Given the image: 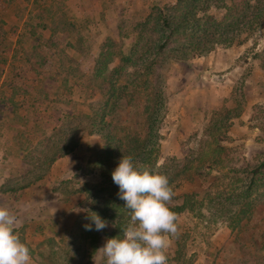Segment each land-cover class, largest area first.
<instances>
[{
    "label": "trees",
    "instance_id": "1",
    "mask_svg": "<svg viewBox=\"0 0 264 264\" xmlns=\"http://www.w3.org/2000/svg\"><path fill=\"white\" fill-rule=\"evenodd\" d=\"M60 11L55 12L59 17ZM38 15L41 16V13ZM67 25L64 28L70 31L69 24ZM40 27L51 30L53 36L59 35L56 32L58 24L53 28L51 24ZM28 30L31 35H35V30ZM262 34L264 0H242L237 3L233 0H176L171 4L153 6L145 18L127 32H123L122 26L118 27L111 37L104 40L101 51L87 68L83 59L84 52H74L76 55L73 56L66 54L68 50L76 48L71 36L62 38L66 42L59 55V69L50 72L47 60L51 55L48 54L47 60L42 61L44 66L42 72L40 71L44 72L47 80H53L56 84L49 83L44 90H37L40 97L33 99L30 106H53L51 117L57 118L58 126L54 127H57V136L50 139L49 136L46 138L45 134H41L42 141L46 143L44 144L35 132L29 134V138L25 139L27 151H20L16 159L27 170L25 177L33 167L40 174L18 187L12 186L10 178L3 179L0 194L9 196L12 206L19 203L18 198L25 197V191L32 183L44 179L57 160L78 148L81 135H96L102 145L86 160L83 169L88 175H98V181L84 184L78 189H74L70 181L58 182L50 190L44 191L46 196L55 198L56 207H47L44 200L43 207L37 204L42 213L49 211L56 217L81 209V234L89 241L92 252L97 250L98 235L94 225L91 231L84 227L91 224V213L98 214L112 227L108 238L122 236V229L130 219L129 210L124 208V201L118 197L119 188L111 177L122 156H131L134 163L148 166L168 177L175 193L169 208L177 217L184 213L194 214L208 224L207 227L217 222H225L232 230L238 229L237 231L244 233L254 249L264 250V155L255 166L238 167L234 149L226 146L234 142L232 138L230 140L227 132L231 122L240 117L241 104L214 112L201 138H195L198 148L190 155L183 159L168 157L160 163L161 130L167 113L166 99L160 87L151 86L155 69L160 65L162 57L168 53L171 44L175 47L170 51L172 62L188 63L194 58L209 55L219 47H241L247 43L248 38H260ZM82 37L87 39L86 35ZM125 39L131 40L128 47L125 46ZM253 53L252 60L258 62L259 69L264 71V48ZM75 57H80L81 61L78 59L76 62ZM21 70L23 72L24 68ZM47 70L49 72L45 73ZM20 71H12L8 82L3 86L18 90V86H21L17 82L21 76ZM91 82L95 84L93 89L97 90L100 97L96 106L88 104L91 95L87 96V93L91 91ZM121 82L126 85L118 88L117 85ZM74 87L86 91L84 102L73 100ZM105 87L107 92L103 90ZM21 91L24 95L27 93L24 88ZM51 95L53 98L50 100ZM136 95H142L146 100L142 104L141 113L131 117L126 109L131 102L125 99L135 100ZM24 103L28 104V101L25 100ZM19 110L24 111L23 115L15 116L6 129H15L18 122L25 126L36 120L29 106H22ZM252 111V121H256L253 127L264 134V105H256ZM46 133L48 134L47 130ZM33 136L44 144V149L31 162L30 154L33 155L36 150L30 140ZM212 168L216 169L218 176L212 177ZM13 190L20 191L14 196ZM11 211L15 215L23 216L20 210ZM31 220L35 222L38 219L31 217ZM103 231L105 230L101 232ZM211 235L212 231L198 237L199 244L208 249L205 252L203 250L206 260L211 256ZM190 238L191 235L182 228L176 237L171 238L167 249L169 264H192L191 258L186 256ZM20 240L24 243L22 237ZM32 251L30 249L31 255Z\"/></svg>",
    "mask_w": 264,
    "mask_h": 264
},
{
    "label": "rangeland",
    "instance_id": "2",
    "mask_svg": "<svg viewBox=\"0 0 264 264\" xmlns=\"http://www.w3.org/2000/svg\"><path fill=\"white\" fill-rule=\"evenodd\" d=\"M175 1L0 0V179L10 178L12 186L18 187L30 178L38 176L40 173L33 167L28 168V175L25 177L27 170L21 167L16 159L17 155L20 151L24 153L27 151L25 139L29 138V134L35 132L41 141L43 139L41 134H45L46 138L49 136L50 139L52 136H57V127L54 128L58 126L57 118L51 117L53 106L46 107L44 104L36 108L30 106L33 99L40 97L37 90H44L49 83L56 84L53 80H47L44 72L41 73L44 66L42 61L47 60V55L50 54L51 58L47 60L50 64V72L59 69V55L66 42H63L62 38L71 36L77 49L74 47L66 54L73 56L77 51L84 52L83 59L87 68L101 51L104 40L111 37L118 27L122 26L123 32H127L134 24L142 21L153 6H163ZM233 1L237 3L242 0ZM57 10H61L59 12L61 17L55 13ZM40 13L41 16L38 15ZM66 23L69 24L70 31L65 30L64 27L68 26ZM44 24H51L52 28L58 24L56 32L59 35L53 36L51 30H43L40 26ZM28 29L35 30V35H31ZM82 35H86L87 39L84 40ZM124 42L128 47L131 40L125 39ZM168 48V53L162 57L151 79V86L160 87L166 99L167 113L161 130L160 163L168 157L183 159L190 155L198 148L195 138L197 137V140L201 138L213 113L238 107L240 105L237 104H241V115L231 122L230 130L227 132L230 140L232 138L234 142L226 146L234 149L238 167L255 166L264 155V134L253 127L256 121H252V109L256 105H264V71L259 69V63L254 62L252 56L253 51L263 50L264 34L260 38L258 36L248 38L247 43L241 47L216 48L209 55L194 58L192 59L195 60L194 62L191 60L188 63H173L170 51L175 47L171 44ZM75 58L76 62L80 59V57ZM200 66L206 67L207 70L197 72L199 81L195 82L192 75L195 73L193 68H201ZM21 68L24 70L26 68L27 72L24 73V70L22 72ZM224 69L225 71L222 72ZM12 71H20L19 74L22 76V79L20 76L17 80L21 84V86L17 85L18 90L3 86L8 82ZM179 77L180 79H177ZM124 85L126 83L121 82L117 87ZM94 86L92 82L89 83L91 91L87 93V96L91 95L88 104L92 106H96L100 100L97 90L93 89ZM22 88L27 92L25 95L22 94ZM103 90L107 92L106 87ZM85 97L86 91L74 87L73 100L82 103ZM52 98L53 95L50 96V100ZM25 100L28 104L24 103ZM125 100L131 102L126 109L132 117L141 113L146 98L136 95L135 100L128 98ZM22 106L24 108L29 106L36 120L25 126H21L23 124L18 122L17 127L13 129L16 135L11 134L13 136L9 137L10 135H7L9 130L5 127L15 116L23 115L24 111L19 110ZM45 108H48L47 111ZM30 140L33 148H36L29 157L32 158L30 159L32 162L33 158H37L38 152L43 151V145L46 143L38 142L39 139H35L34 136ZM101 145L102 142L96 135H81L78 148L70 154L72 157L59 159V168L53 167V173L52 169L49 170L44 179L28 187L25 197L18 198V201L25 198L28 202L16 203L11 208L13 211L22 212L24 224L27 218V225L23 226L24 232L21 231L22 235L17 234L19 238H23L24 244L33 250L31 264H105L97 250L109 239L108 234L112 230L109 224L105 231H96L97 250L92 252L89 241H86L81 234L80 227L83 226L80 220L83 214L81 209L56 217L49 211L42 213L37 208V204L43 207L44 202L47 203V207H56L55 198L46 196L44 191L50 190L58 182L70 181L74 189L97 182L98 175H88L83 168L86 160L93 156L96 148L99 150ZM211 173L212 177L219 175L215 168H212ZM185 189L188 190L186 187ZM19 191L13 190L12 194L16 196ZM29 216L38 220L34 222L28 218ZM177 224L179 229L182 228L191 235L186 247V256L191 258L192 264H264V250L254 249L244 233L237 231L238 229L232 230L225 222H217L207 227L208 224L199 220L196 215L184 213L177 217ZM211 231L212 235L209 238L212 244L211 256L206 260L204 252L208 249L199 244L198 237L207 235ZM31 232L32 234L28 235ZM200 247L203 249L201 250Z\"/></svg>",
    "mask_w": 264,
    "mask_h": 264
},
{
    "label": "clouds",
    "instance_id": "3",
    "mask_svg": "<svg viewBox=\"0 0 264 264\" xmlns=\"http://www.w3.org/2000/svg\"><path fill=\"white\" fill-rule=\"evenodd\" d=\"M111 177L130 219L122 236L107 239L97 250L105 264H169L167 249L179 229L177 215L169 208L175 193L168 177L134 163L131 156H122ZM89 219L86 230H93V225L96 231L108 227L96 213ZM18 223L14 212L0 206V264H31L30 249L16 233Z\"/></svg>",
    "mask_w": 264,
    "mask_h": 264
},
{
    "label": "crops",
    "instance_id": "4",
    "mask_svg": "<svg viewBox=\"0 0 264 264\" xmlns=\"http://www.w3.org/2000/svg\"><path fill=\"white\" fill-rule=\"evenodd\" d=\"M127 4H128V2H126ZM195 60H192V62H194ZM200 65H201V62H200ZM201 67V66H200ZM211 67V66H210ZM194 69V71H195V73L194 74H192L193 75V77H194V81L195 82H197V81H199L198 80V73L197 72H199L200 71V73L203 71V69L204 70H207V68L205 67V68H203V67H201V68H198V67H195V68H193ZM208 69H212V68H208ZM225 71V69L224 70H222V72H224ZM177 79H180V77L179 78H177ZM183 79V78H182ZM4 88H6V87H4ZM183 96V95H182ZM181 101V100H180ZM195 103V102H194ZM194 105V104H193ZM17 133V132H16ZM11 134H15V132L13 131V130H9V132H8V136L9 137H12L11 136ZM16 135V134H15ZM98 146V145H97ZM16 154V153H15ZM14 154V155H15ZM16 156V155H15ZM70 157H72V155H68V156H66L64 159H70ZM64 159H62V160H64ZM61 160V159H60ZM60 160H58V161H56L53 165H52V168L53 167H55V166H58V163H59V161ZM20 164V163H19ZM51 168V169H52ZM58 168H59V166H58ZM70 168H72L71 167V165H70ZM51 172L53 173V169L51 170ZM4 184V180L3 179H0V188H1V186ZM20 203H26V202H28V200L27 199H23V200H21V201H19ZM12 200H10V197L9 196H7V195H4V194H0V206H3V207H7V208H9L10 210H11V208L13 207L12 205ZM20 214L22 215V213L20 212ZM17 216V218H18V221H19V223H18V226H17V230H16V233H19V235H22L21 234V231L22 232H24V230H23V226L24 225H27V218H25V224L23 223V219H22V217H20V216H18V215H16ZM28 218H30V216L28 217ZM31 219V218H30ZM29 222V221H28ZM28 234V233H27ZM26 234V235H27ZM32 234V232L31 233H29L28 235H31Z\"/></svg>",
    "mask_w": 264,
    "mask_h": 264
}]
</instances>
